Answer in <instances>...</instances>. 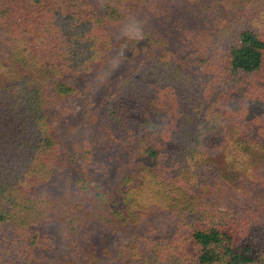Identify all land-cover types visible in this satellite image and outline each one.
I'll use <instances>...</instances> for the list:
<instances>
[{
	"label": "trees",
	"instance_id": "trees-1",
	"mask_svg": "<svg viewBox=\"0 0 264 264\" xmlns=\"http://www.w3.org/2000/svg\"><path fill=\"white\" fill-rule=\"evenodd\" d=\"M100 1L0 0V264L42 259L49 239L36 227L59 215L71 252L87 220L133 227L137 242H118L115 264H264V0H188L215 18L195 43L208 55L188 61L153 32L157 50L129 56L105 94L99 127L135 170L93 193L76 177L85 207L47 192L74 163L52 133V96L75 93L64 74L101 59L131 0ZM158 211L172 232L150 225Z\"/></svg>",
	"mask_w": 264,
	"mask_h": 264
},
{
	"label": "rangeland",
	"instance_id": "rangeland-1",
	"mask_svg": "<svg viewBox=\"0 0 264 264\" xmlns=\"http://www.w3.org/2000/svg\"><path fill=\"white\" fill-rule=\"evenodd\" d=\"M93 1L96 4L101 2ZM138 1H130L125 17L117 27L113 44L100 60L86 72L64 74L75 93L63 97L52 96L49 107L52 133L60 141L64 153L74 155V163L61 168L51 185L46 186L47 192L62 194L66 190L69 192L67 201H74L75 204L81 202L83 207L87 206V194L77 192L72 185L76 177L85 178L87 191L93 193L96 185L102 189L119 185L123 175L135 170L123 145L106 137L98 123L105 94L114 88L124 72L127 58L134 57L139 50H157L155 47L160 43L154 42L157 38L153 32L158 33L162 39L160 41L167 44L169 49L180 53L188 61L209 53L195 43L201 31L215 18L208 15L199 17L190 9L196 3L188 0H156L155 10L152 11L144 6V0H141L142 5ZM145 32L151 37L148 42ZM7 48L0 42L3 53ZM84 149L90 151L88 160L82 156ZM207 154L215 160L220 159L217 150L211 146H208ZM256 176L263 182L258 183L256 191L264 195V173H257ZM150 221V225L162 232H172L176 222L165 211L153 212ZM81 225L82 240L71 252L72 226L66 219L59 215L53 221L40 223L36 228L49 239V246L41 255L42 259L35 264H115L113 251L117 243L137 242L133 227L127 225L111 228L94 220H87Z\"/></svg>",
	"mask_w": 264,
	"mask_h": 264
}]
</instances>
